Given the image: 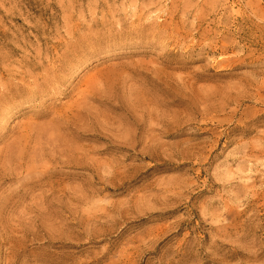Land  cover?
<instances>
[{
  "label": "rangeland",
  "instance_id": "1",
  "mask_svg": "<svg viewBox=\"0 0 264 264\" xmlns=\"http://www.w3.org/2000/svg\"><path fill=\"white\" fill-rule=\"evenodd\" d=\"M2 105L0 264H264V0H0Z\"/></svg>",
  "mask_w": 264,
  "mask_h": 264
},
{
  "label": "bare ground",
  "instance_id": "2",
  "mask_svg": "<svg viewBox=\"0 0 264 264\" xmlns=\"http://www.w3.org/2000/svg\"><path fill=\"white\" fill-rule=\"evenodd\" d=\"M34 87H35V89H37L38 85H35ZM34 94L33 93L32 94H29V93L27 94L25 92V94L23 96L21 95L20 97H18V99L15 100L16 106L23 108L24 107L23 104H22L23 102L25 103V106H27V107L37 106V104L35 103L36 102V98L33 97ZM1 107H5V106H3V105L0 106V109H2ZM4 116H5L4 114L0 113V118L1 117L4 118Z\"/></svg>",
  "mask_w": 264,
  "mask_h": 264
}]
</instances>
